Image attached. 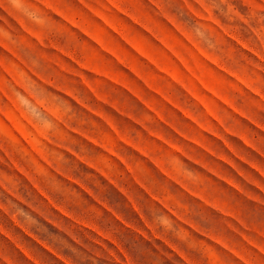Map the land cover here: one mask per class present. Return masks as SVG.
<instances>
[{
  "label": "rangeland",
  "instance_id": "obj_1",
  "mask_svg": "<svg viewBox=\"0 0 264 264\" xmlns=\"http://www.w3.org/2000/svg\"><path fill=\"white\" fill-rule=\"evenodd\" d=\"M0 264H264V0H0Z\"/></svg>",
  "mask_w": 264,
  "mask_h": 264
}]
</instances>
